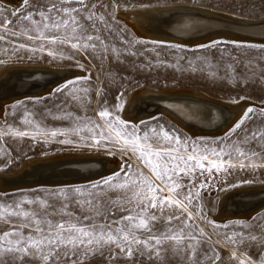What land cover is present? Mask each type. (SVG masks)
Here are the masks:
<instances>
[{
  "label": "rangeland",
  "instance_id": "374dc122",
  "mask_svg": "<svg viewBox=\"0 0 264 264\" xmlns=\"http://www.w3.org/2000/svg\"><path fill=\"white\" fill-rule=\"evenodd\" d=\"M85 2L88 10L93 11L96 16L104 17V22L97 24L99 31L92 30L90 22L83 21L93 36H99L104 41L103 46L96 41L95 51L91 48L88 51H77L67 44L45 43L43 51L33 52L18 49L17 46L25 44L28 48H34L39 41L33 44L23 36H6L4 41H0V70L13 65L38 64L72 67L79 69L80 73L53 85V88L47 91L42 90L43 93L37 91L0 100V174L20 172L28 162L67 155H103L105 159L116 161L112 164L113 167L110 166L108 169L106 164L89 169L87 173L92 175L96 172L97 175L85 181L57 185L37 183L10 189L0 187V204L6 206L21 199L31 200L39 196L47 199L48 204L58 211V215L50 217L53 221L73 220L79 224L84 216H95L98 210L100 215L95 219L96 224L111 225L113 229L125 227L127 222L116 225L112 221L140 213L144 205L138 203V197L152 195L165 197L169 194L167 188L163 192L147 191L145 187L147 182L158 188L163 187V184L140 158L143 147L147 146L152 152L159 151L162 147L175 148L178 155L184 156L185 144L188 145L187 154L193 152L192 145H195L198 156L207 155L217 162L218 158L212 156V150L223 149L226 154L231 153V163L235 165L234 167H228L227 171L213 170L212 173H201L197 169L194 175L181 173L175 177L182 186L177 191L182 195L190 189L193 192L191 201H185L187 211L181 212L175 208L165 207L163 212L151 208L145 212L146 217L152 215L157 217L155 221L146 220L148 228L157 236L167 233L171 228L174 232L183 230L190 233L196 237L195 240L186 239L182 244L165 240L160 249V258L157 259L153 252L151 260L143 246L141 251H144V255L136 252L133 257L128 258L126 253L121 254L114 244L106 245L88 256L84 264H238V260L232 257L233 252L238 258L244 259L246 264H264V205L254 211H248L249 213L235 212L231 216L220 214L218 209V201L225 193L239 187L264 185L262 166L264 138L251 139L253 132L264 134V51L244 46L236 47L232 43L264 45V39L218 35L211 39L187 42L175 38H153L139 35L122 16V11L127 7L195 3L235 17L261 19L264 17V0H85ZM49 4L50 0H29V5H25L23 0H0V8L4 9L3 14H0V26L7 18L12 21L9 29L20 31L19 17L30 11L46 9ZM14 10H18L15 17L11 15ZM213 41L219 43L211 48L199 47ZM169 45H179L183 51ZM103 47L108 48L107 53L103 51ZM49 49L53 51V55L48 54ZM181 56L184 59H179ZM76 78L81 79L70 90L54 92L66 81ZM149 86L162 91H195L220 101L233 102L232 105H242L244 109L241 108L239 115L235 117L236 120L234 118L229 126L218 133L195 131L160 108L148 110L139 117L128 118L124 108L127 101L138 91H144ZM118 104L122 105V108L118 109ZM250 107L254 109L250 114L251 119H247L236 132L230 133L229 130ZM105 109L111 116L101 119L98 113ZM116 118L125 121L126 127L117 124ZM101 125L103 127H99ZM89 127L94 128L97 133L103 131L110 139H102L99 145L94 144L91 134L87 131ZM69 129L84 131L76 135L67 131ZM53 130H65V134L53 136ZM19 133L26 135L20 136ZM176 138H179V143ZM97 139L101 138L97 136ZM125 139L135 140L139 147L134 148L131 143L125 146ZM238 149L247 152L248 158L235 159L239 155ZM252 152H256L258 156L253 157ZM223 159L229 161L230 157L225 155ZM241 161L245 165L243 168L240 167ZM128 165L132 166L131 169ZM117 172L121 178L114 180L115 186L103 184L98 187L92 186L95 182ZM125 172L129 173L131 179L124 178ZM133 182L139 187L118 186L124 183L131 185ZM201 183H205L206 187L200 188ZM65 188L70 189L72 193L67 201L66 210L72 216L64 214L63 204L66 201L62 190ZM75 189H80V192H76ZM49 193L61 194L49 197ZM77 200L84 202L83 208L76 203ZM87 201H91V205ZM21 210L40 212L41 206L22 204ZM188 213H191V219H188ZM176 215L181 216V219L168 221L169 216ZM75 217H79L80 221H76ZM23 219L9 218L5 211L4 218H0V235L12 231L13 225H20ZM84 223L86 226L91 222ZM135 223H139V218ZM185 224L188 227H185ZM22 231L27 236L30 229L23 228ZM135 234L140 239H147L150 233L138 229ZM253 236L256 239L253 240ZM189 244L195 246V255L188 248ZM215 254L219 255V260L207 259ZM114 256L117 258H113ZM9 264H13L12 257H9ZM14 264L49 262L26 255L22 260H15ZM62 264L70 262L62 261Z\"/></svg>",
  "mask_w": 264,
  "mask_h": 264
},
{
  "label": "snow or ice",
  "instance_id": "6c2138e0",
  "mask_svg": "<svg viewBox=\"0 0 264 264\" xmlns=\"http://www.w3.org/2000/svg\"><path fill=\"white\" fill-rule=\"evenodd\" d=\"M25 5H29V0H23ZM68 5H79V7L68 6ZM95 5H93V8ZM4 9L0 8V14H3ZM12 16L18 15V10H14L11 13ZM80 17V18H78ZM21 22V30L15 31L10 30L9 25L12 21L5 18L3 25L0 26V41H4L6 36L12 37H26L28 40L36 44L34 48H28L25 44H19L18 49H26L29 51H43L45 43L49 45H70L72 49L77 51H88L90 48L95 51L97 49L96 41H99L101 46L104 45V41L100 39L99 36H93L89 28L85 26L83 21L90 22L92 30L99 31L97 24L104 22L103 16H96L93 11L88 10V5L85 0H50L49 6L46 9H40L35 12H28L26 15L19 17ZM23 22H27L24 24ZM105 27L107 25L105 24ZM46 33H48L46 35ZM127 43V42H125ZM218 41H213L208 45H200V48H211L218 44ZM236 47H248L257 49L259 51H264V45H241L237 42H232ZM183 51L179 45H169ZM103 51L107 53L108 48L103 47ZM115 51V49H113ZM49 55H53L51 49L48 50ZM179 59H184L183 56ZM81 78H76L73 80L66 81L63 85L57 87L54 92L59 93L64 89H71L74 87L78 80ZM117 108H122V105L118 104ZM253 108H248L241 119L229 130L230 133L236 132L245 123L247 119H251L250 114L253 113ZM101 119H105L111 116L109 111L102 110L98 113ZM116 123L125 126L126 122L116 118ZM99 127H103L102 125ZM111 127V126H110ZM73 134L80 135L84 129H69ZM87 131L91 134V139L94 144L99 145L102 139H110L105 135L103 131L97 133L94 128L89 127ZM57 134L64 135L65 130H53L52 135ZM20 136L26 135V133H19ZM119 135V133L117 134ZM135 135V134H133ZM99 136L101 139H97ZM84 139L85 137H81ZM259 138H264V134L253 132L251 134L252 140H257ZM179 143V138H176ZM65 143L66 141H60ZM70 142V141H69ZM111 142V141H110ZM250 142V141H248ZM125 146L129 143L133 147H139L135 140H124ZM193 152L187 154L188 145L185 144L184 151L186 155H178V150L175 148H161L159 151L152 152L147 146L141 149L140 158L145 161V163L151 168V171L155 174V177L160 180L163 187H156L151 182H147L145 187L150 193L163 192L165 188L168 190V196L158 197L152 195L151 197L144 196L142 198L138 197V203L144 205L142 211L137 213L136 216H124L119 221H112L113 224L121 225L127 222L125 227H117L113 229L111 225L96 224L95 219L100 215V212L96 210L95 216H84L83 221H80L79 217H75L76 221L80 223H75L73 220L67 221H53L50 217L58 215V211L53 208L52 205L48 204L47 199H42L37 196L35 199L24 200L14 202L13 204L2 205L0 204V218H4L5 211L7 212V217H23L20 225H13L12 231H6L0 235V264H9V257H12L13 264L15 260H22L26 255H32L34 257H39L49 264H62V261H69L70 264H84L85 259L93 255L95 252L100 251L106 245H115L119 248L121 254L127 255L128 258L133 257L134 253L139 252L140 255H144V251H141V246L148 251V258L151 260L153 258L152 253H155L157 259L160 258V249L163 246L165 240L175 241L178 244L186 239L195 240L196 237L190 235V233H185L183 230L180 232H174L169 228L167 233H161L157 236L155 233L151 232L148 228L146 220L150 219L155 221L157 217L152 215L150 217L145 216V212L148 208L159 209L161 212L164 211L165 207L175 208L178 211H187V206L185 201L190 202L193 197V192L191 189L186 194H181L177 189L182 186L176 181L175 177L181 173L184 175H194L196 170L199 169L201 173L208 172L212 173L213 170L216 172L227 171L228 167H234L235 165L231 163V153H225L223 149L220 151L212 150V156L217 157L216 159H210L207 155H197V149L195 145H192ZM239 155L235 159L240 160L241 157L247 159L248 153L238 149ZM228 155L230 157L229 161H225L223 157ZM253 157H257L256 152H252ZM205 161L207 163H205ZM227 165V166H226ZM245 165L240 162V167L243 168ZM264 166V165H262ZM131 165L128 168L131 169ZM121 178L120 173H114L112 176L104 178L102 181L95 182L92 186L98 187L101 184L115 186L113 184L114 180H119ZM125 179H131L129 173L125 172ZM171 181V183H169ZM122 188H135L139 187L138 184L133 182V184H119ZM200 188L206 187L205 183L199 185ZM35 191V190H33ZM76 192H80V189H75ZM62 193L64 195L65 203L63 204L64 214L72 216L71 213L67 212L68 199L71 196L70 189H63ZM61 193H49V197L59 196ZM76 203L80 204L83 208L84 202L77 200ZM91 205V201H87ZM22 204H39L41 206L40 212H29L22 211ZM53 209L49 211L48 209ZM139 218V223L135 221ZM173 219L180 220L181 216H169L168 221L171 222ZM188 219H191V213H188ZM84 222H91L85 226ZM185 227H188L185 224ZM23 228H29L30 231L27 236L23 234ZM138 229L148 231L150 234L147 239H140L135 233ZM252 239H256L255 236ZM154 242V243H153ZM188 248L195 255V246L189 244ZM232 257L238 260V264H246L244 259H240L236 256V253H232ZM117 258V257H113ZM219 255L209 256V260H219Z\"/></svg>",
  "mask_w": 264,
  "mask_h": 264
},
{
  "label": "bare ground",
  "instance_id": "6f19581e",
  "mask_svg": "<svg viewBox=\"0 0 264 264\" xmlns=\"http://www.w3.org/2000/svg\"><path fill=\"white\" fill-rule=\"evenodd\" d=\"M122 16L127 19L139 35L153 38H175L187 42L211 39L218 35L264 39V17H261V19L235 17L214 11V9L195 5V3L127 7L122 11ZM167 35L171 37H165ZM63 67L23 64L1 69L0 100L3 101L4 97L18 96V94H24L25 92L47 91L53 85L61 82L57 81L60 76L79 73V69ZM5 99L7 100V98ZM127 102L124 108L128 118L139 117L148 110L160 108L164 113L173 115L179 122L193 128L195 131L207 132H221V127L225 129L229 126L243 108L242 105H232L233 102L220 101L195 91H162V89L159 90L150 86L144 91H138ZM216 115H219V120ZM219 121L220 123L217 125L216 122ZM191 122L194 124L190 125ZM197 124L202 126L199 127ZM115 161L105 159L103 155H67L40 159L37 162H28L20 172L0 174V187L20 178V174H23L22 178L71 177L87 173L89 169L97 168L102 164H106V169H108ZM57 166L60 167L55 168ZM62 166L66 167L63 168ZM3 187L5 188V185ZM262 190H264V185H250L225 193L218 201L220 214L226 216H231L235 212L245 214V212L256 210L259 206L262 207L264 205V200H262L260 194Z\"/></svg>",
  "mask_w": 264,
  "mask_h": 264
},
{
  "label": "water",
  "instance_id": "95a60500",
  "mask_svg": "<svg viewBox=\"0 0 264 264\" xmlns=\"http://www.w3.org/2000/svg\"><path fill=\"white\" fill-rule=\"evenodd\" d=\"M165 37H171L170 35H167ZM76 74H73V75H63V76H60V78H58L57 81H64L66 79H69L73 76H75ZM36 92V91H34ZM34 92H25L24 94H30V93H34ZM24 94H18L19 95H24ZM14 96V95H13ZM17 96V95H15ZM219 114V113H217ZM217 116V119H218V116L219 115H216ZM219 120V119H218ZM190 122V121H189ZM220 123L219 122H216V124L218 125ZM190 125H193L194 123H189ZM188 124V125H189ZM199 127H201L202 125H199L197 124ZM224 127H221V129H223ZM215 133H217L218 131H214ZM60 166H57L55 168H59ZM63 168H65L66 166H62ZM79 167V166H78ZM41 172V171H40ZM101 173V172H99ZM23 174H20L19 177L20 178H17L15 179L14 181H11V183H6V184H3L1 188H4L3 186L5 185V188H19V187H26V186H31V185H34V184H37V183H48V184H54V185H57V184H66V183H75V182H80V181H85V180H88V179H91L92 177H95V175L97 174H89V173H84V174H81V175H75V176H71V177H60V178H30V177H27V178H22ZM5 179H8V178H5ZM262 193L261 196H262V200H264V190L260 191ZM253 199V198H251ZM264 204V203H263ZM261 204V205H263ZM260 207V206H259ZM257 207V208H259Z\"/></svg>",
  "mask_w": 264,
  "mask_h": 264
}]
</instances>
